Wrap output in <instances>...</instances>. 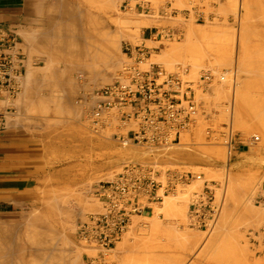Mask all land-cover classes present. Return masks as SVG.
<instances>
[{
	"label": "rangeland",
	"instance_id": "obj_1",
	"mask_svg": "<svg viewBox=\"0 0 264 264\" xmlns=\"http://www.w3.org/2000/svg\"><path fill=\"white\" fill-rule=\"evenodd\" d=\"M106 1L26 0V6L19 11L20 18L25 16V23L18 33L8 29L22 49L23 79L18 94L0 106V134L6 119L9 124L20 126L26 144L34 141L40 145L41 160L46 166H42L39 194L25 205L24 224L1 231L0 264H20L22 255L23 263L29 264V248L36 246L26 236L28 224L33 222H28L27 216L32 214L39 215L46 227L51 226L56 232L67 220L66 247L74 253L80 251L81 259L76 263L86 264L83 255L88 251L75 238V224L86 214L102 211L96 196L99 184L115 179L128 163L153 169L164 186L173 183L172 177L177 174L200 178L177 182L176 189L165 195L162 190V201L153 205L150 212L134 217L110 257L112 264H264V207L256 203V196L264 189V0L135 3L152 8L154 19L159 11H166L168 22L162 25L178 34L174 39L148 42V63L190 83L199 107L179 142L160 151L121 146L89 129L95 91L113 82L123 66L130 63L126 47L143 43L144 26L140 30L136 26L145 25L144 19L149 18L142 8L125 10V0H113L110 5ZM79 6L100 17L103 31L119 39L114 63L106 64L100 58L93 68L98 75L94 76L96 84L88 72L91 62L86 70L85 62L83 65L78 57H71L65 48L68 33L82 39L88 29L82 24L88 16L79 11ZM57 29L62 38L54 37ZM27 35L33 43H28ZM54 40H59L58 44ZM24 45L33 53V68L49 65L51 76L39 75V89L34 87L37 89L30 93L28 102L21 105L17 101L26 87V62L30 59ZM46 58L52 63L48 64ZM205 73L212 76L208 84L201 80ZM56 94H70L72 106L59 113L53 107L48 112L37 110L38 99ZM85 100L86 105L80 107ZM236 101L241 107L237 119L231 115ZM206 187L212 189L220 213L210 230L194 228L189 220L192 201Z\"/></svg>",
	"mask_w": 264,
	"mask_h": 264
},
{
	"label": "built area",
	"instance_id": "obj_2",
	"mask_svg": "<svg viewBox=\"0 0 264 264\" xmlns=\"http://www.w3.org/2000/svg\"><path fill=\"white\" fill-rule=\"evenodd\" d=\"M137 1L125 0L124 9L142 8L143 12L150 13L148 7L135 4ZM162 15H167L165 10ZM175 35L169 31L167 37ZM21 50L17 37L0 27V106L2 102H10L21 89ZM150 50L145 44L126 47L130 63L123 66L113 82L95 91L94 106L87 121L92 133L109 137L121 146L160 151L171 148L189 130L199 107L190 83L178 74L167 73L159 65L148 63ZM211 79L209 73L201 77L207 84ZM154 172L145 165L128 163L115 179L99 184L96 196L102 211L86 214L75 224L77 242L86 251H92L83 255L86 264H112L110 257L134 217L150 212L153 205L162 201L163 195L176 189L177 182L188 183L200 178L189 173L177 174L172 177L173 183L164 186ZM215 202L209 187L196 195L190 205V225L212 229L220 214ZM256 203L264 207V189L256 196Z\"/></svg>",
	"mask_w": 264,
	"mask_h": 264
},
{
	"label": "bare ground",
	"instance_id": "obj_3",
	"mask_svg": "<svg viewBox=\"0 0 264 264\" xmlns=\"http://www.w3.org/2000/svg\"><path fill=\"white\" fill-rule=\"evenodd\" d=\"M107 5L113 4L114 1L113 0H107L106 1ZM92 5V4H90ZM83 6V5H82ZM79 6V11L81 12H85V14L88 16V18H86V21L82 22L83 26L88 28L87 31L85 32V34L82 37V39H78V35H76L75 33H68V39H67V43L66 41H64L66 43L65 48H67V53H69V55H71V57H78L76 58L77 60L79 59L80 61H83V65L85 62V69L87 70V66H88V62H91V66H89V74L93 77V79L89 76L88 78H91L93 83L96 84V82H98V80H96V82L94 81L95 77L97 78V71H94L93 68H96V65L98 63V60L101 59H105L107 62L106 64H112L114 63V54H116V48H117V42H119V39L117 41V37L112 36L111 34H109L108 32L103 31V23L100 20V17L96 16L90 9H86V7H82ZM53 8V7H51ZM41 12V11H40ZM146 14V13H145ZM68 15V14H67ZM144 15V14H142ZM140 23V22H139ZM145 25H138L136 26V29L139 28L138 30L141 29L142 26H147L149 24H147L146 22H144ZM42 25V24H41ZM48 25V24H47ZM50 25V24H49ZM48 25V26H49ZM53 25V24H52ZM51 27L53 28L55 26ZM46 26V27H48ZM41 27V26H40ZM52 28H48L49 31ZM56 29V27H54ZM36 29V28H35ZM34 30V29H33ZM32 30V31H33ZM58 31L54 34V37H60L62 38L63 34H61L62 32L59 33V29H57ZM169 31H174L171 29H167V31H165L164 33H162L163 38L164 39H174V37L178 34L177 31H174L176 33V35L173 38H168L167 34ZM53 32V31H52ZM51 32V33H52ZM26 34V33H25ZM43 34V33H42ZM41 34V35H42ZM31 35V34H30ZM38 36H40L37 33ZM45 35V34H44ZM53 35V34H52ZM28 37L26 38V40L28 41V43H33L30 39V36L27 35ZM46 37H48L47 35H45ZM33 37V35H32ZM45 37V39H46ZM51 37V36H50ZM53 37V39H54ZM37 38V37H36ZM39 39V38H38ZM41 39V37H40ZM44 40V38H43ZM52 40V39H51ZM60 40V39H59ZM54 40L56 44H58L57 42H59ZM40 41V40H39ZM48 41V40H47ZM50 42V41H48ZM60 42H63L60 40ZM54 43V42H52ZM39 44V43H38ZM47 44V43H46ZM62 44V43H61ZM64 44V43H63ZM36 45V44H35ZM54 45V44H53ZM117 45V46H116ZM25 46V45H24ZM32 46V44H31ZM46 46V45H45ZM52 46V45H51ZM58 48H61L60 45H57ZM56 46V47H57ZM64 46V45H63ZM43 47V45L41 46ZM53 47V46H52ZM50 47V48H52ZM33 48V47H32ZM44 48V47H43ZM49 48V49H50ZM57 48V49H58ZM63 48V47H62ZM29 48L26 46L24 48V51H26V53H28L29 56V61L26 62L28 64V73H27V81H26V87L24 92L19 96L18 99V103H20L21 105L24 102H28V98L30 96V93L33 92L34 90L38 88V84H40V81L38 82L37 77L43 74V76L45 75L46 77H50V66L47 65L43 68H33L32 64H31V57L33 55V53H30V51L28 50ZM34 50V49H33ZM43 50V49H42ZM53 51H56L55 48H52ZM51 50V51H52ZM59 50V49H58ZM37 51H39V49H37ZM219 52V51H218ZM30 53V54H29ZM42 53V52H41ZM220 54V53H219ZM43 55V54H41ZM70 57V58H71ZM57 58V57H56ZM55 57H49V59L53 60L56 59ZM48 62L52 63V61H48V59H45ZM59 60V58H58ZM78 61V62H80ZM238 61L240 62V57L238 59ZM55 62V61H54ZM46 63V62H45ZM82 63V62H81ZM49 64V63H48ZM83 65H79L81 66L80 68L83 67ZM94 66V67H93ZM110 66V65H108ZM32 67V68H31ZM98 68V67H97ZM83 70V68L81 69ZM85 70V71H86ZM98 70V69H97ZM54 71V70H53ZM84 71V70H83ZM87 72V71H86ZM62 73V72H61ZM60 73V74H61ZM54 74V72H53ZM56 74V73H55ZM54 74V75H55ZM87 74V73H86ZM88 74V75H89ZM97 76H96V75ZM95 76V77H94ZM56 77V75H55ZM54 78V77H53ZM87 78V79H88ZM99 78V77H98ZM44 79V78H43ZM47 79V78H46ZM51 80L52 79H48ZM47 80V81H48ZM54 82L52 84H55V79H53ZM46 81V82H47ZM90 81V80H88ZM42 85L43 81L41 82ZM51 83V82H50ZM50 83L48 82L45 83L47 85L50 86ZM92 83V86L93 85ZM88 84V82H87ZM89 85V84H88ZM91 85V83H90ZM56 86V84H55ZM34 87H37L34 89ZM52 87V86H51ZM58 87V86H57ZM60 87V86H59ZM90 87V86H89ZM98 87V86H97ZM54 88V87H53ZM70 88H72V86L70 85ZM32 89V90H31ZM39 89V88H38ZM56 90V89H55ZM239 92V91H238ZM55 93V91H54ZM70 95V94H69ZM67 96H60L59 94L57 95H52V98H43V99H38V101H36L35 103V107H37V110H41L44 112H48L52 107L54 108V110L56 112H61L65 107H70L72 106L73 99H70V97ZM239 97V94H237ZM59 96V97H57ZM236 96V95H235ZM238 99V98H237ZM236 99V100H237ZM64 100V101H63ZM235 100V99H234ZM88 103V102H87ZM86 105V100L83 102H80V107H84ZM89 105V104H88ZM83 109V108H82ZM240 111H241V107L239 106V104H235L234 109L231 111V115L237 119L240 116ZM86 112V111H85ZM263 130H264V125L262 126ZM254 137V136H253ZM252 138V137H251ZM255 140H258L259 137L255 135ZM175 143V142H174ZM173 143V144H174ZM31 220L33 221L32 223L28 224L29 225V229L26 230V236L28 239H31L34 244L36 245L35 247L29 248V257L31 258L30 260H27L29 262V264H75L77 261H79L81 259V252H77L74 253L73 250L68 249L66 247V243L68 242L67 240V232H66V224H67V220L64 221V224L61 226V229L59 231H55V229H53L51 226L50 227H46V225L43 223L42 219L39 217V215L37 214H32L31 217L27 216V221L31 222ZM59 234V236L57 235ZM68 244V243H67ZM118 245V244H117ZM25 247V246H24ZM75 249V248H74ZM77 249V248H76ZM25 251V249L23 250ZM22 252V251H21ZM23 253V252H22ZM25 254V253H24ZM26 256V255H25ZM24 256V257H25ZM34 256V257H33ZM22 260H23V255L21 256ZM34 259H36V262L33 261ZM20 264H25L23 263L24 260L22 261ZM78 263V262H77ZM76 263V264H77ZM80 263V262H79Z\"/></svg>",
	"mask_w": 264,
	"mask_h": 264
},
{
	"label": "crops",
	"instance_id": "obj_4",
	"mask_svg": "<svg viewBox=\"0 0 264 264\" xmlns=\"http://www.w3.org/2000/svg\"><path fill=\"white\" fill-rule=\"evenodd\" d=\"M25 6L26 0H0V26L18 33L25 23V16L20 18L19 11ZM149 9L150 13H146L149 18L144 19L149 25L141 30L145 45L163 41L162 33L169 28L162 25L168 22L162 11L154 19L152 8ZM26 142L22 128L9 124L6 119L5 129L0 134V234L2 230L24 224L25 205L35 201L39 194L42 166H46V162L41 160L40 145Z\"/></svg>",
	"mask_w": 264,
	"mask_h": 264
}]
</instances>
